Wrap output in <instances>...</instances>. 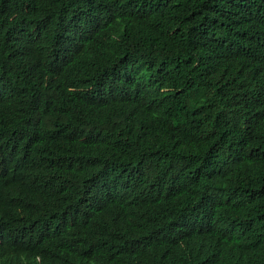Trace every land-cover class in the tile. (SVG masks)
I'll return each instance as SVG.
<instances>
[{
  "label": "trees",
  "instance_id": "16d2710c",
  "mask_svg": "<svg viewBox=\"0 0 264 264\" xmlns=\"http://www.w3.org/2000/svg\"><path fill=\"white\" fill-rule=\"evenodd\" d=\"M0 264H264V0H0Z\"/></svg>",
  "mask_w": 264,
  "mask_h": 264
}]
</instances>
